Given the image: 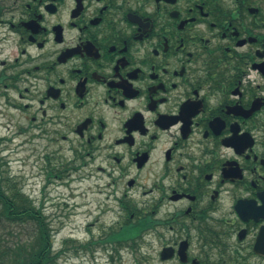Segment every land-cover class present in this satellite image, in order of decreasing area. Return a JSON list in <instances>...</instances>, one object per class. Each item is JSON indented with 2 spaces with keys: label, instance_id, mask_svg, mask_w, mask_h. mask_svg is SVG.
Masks as SVG:
<instances>
[{
  "label": "flooded vegetation",
  "instance_id": "1",
  "mask_svg": "<svg viewBox=\"0 0 264 264\" xmlns=\"http://www.w3.org/2000/svg\"><path fill=\"white\" fill-rule=\"evenodd\" d=\"M0 129V182L22 138L96 212L82 264H264V0H0Z\"/></svg>",
  "mask_w": 264,
  "mask_h": 264
},
{
  "label": "rangeland",
  "instance_id": "2",
  "mask_svg": "<svg viewBox=\"0 0 264 264\" xmlns=\"http://www.w3.org/2000/svg\"><path fill=\"white\" fill-rule=\"evenodd\" d=\"M6 133L11 135V132L6 131ZM21 140L22 138H16L14 142L3 145L6 150L3 151L2 156L6 157L7 165L3 168L6 173L2 178L3 180L9 179L17 184V188L23 190V195L31 199L35 209L41 212L42 220L49 224L54 234L52 236V238L54 237V252L66 249V252L57 260L56 264H82L81 257L92 252H85L80 248L77 253L74 246L88 242L90 231L94 235L100 231L98 224L90 227L89 231L85 229L88 224L96 223L97 214L93 211L91 216H87V209L80 207V205L78 209L70 213V210L63 205V202L68 200L71 195L70 187L67 186L68 183L56 181L49 185L45 174H39L43 161L38 157L36 146H29L25 152L13 151L18 150L16 144ZM40 156L42 157V155ZM75 184L79 185L75 193L77 198L75 202H70L69 205H74L77 202L81 203V193L91 188L90 184ZM93 189L87 197L88 201L92 202L91 207L95 206L98 199L96 190ZM3 190L7 193V189L3 188ZM46 196H49V198L45 199ZM34 230L35 226L32 224L16 226L0 220V238L5 242L24 243L34 235ZM69 238L75 240L74 245L66 244L65 241ZM93 250L99 255L107 253L98 247L93 248Z\"/></svg>",
  "mask_w": 264,
  "mask_h": 264
},
{
  "label": "trees",
  "instance_id": "3",
  "mask_svg": "<svg viewBox=\"0 0 264 264\" xmlns=\"http://www.w3.org/2000/svg\"><path fill=\"white\" fill-rule=\"evenodd\" d=\"M17 187L9 179L0 184V220L16 226L32 224L35 226L34 235L24 243L5 242L0 238V264H56L66 249L54 252L49 224L41 219L33 201ZM81 247L85 246H74L77 251ZM85 249L92 250L89 245Z\"/></svg>",
  "mask_w": 264,
  "mask_h": 264
}]
</instances>
